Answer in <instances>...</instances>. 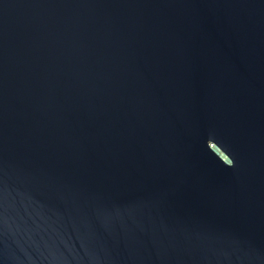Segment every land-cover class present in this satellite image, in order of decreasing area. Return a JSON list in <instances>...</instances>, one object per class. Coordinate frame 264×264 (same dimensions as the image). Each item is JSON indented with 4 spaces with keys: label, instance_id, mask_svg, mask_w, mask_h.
I'll list each match as a JSON object with an SVG mask.
<instances>
[{
    "label": "water",
    "instance_id": "1",
    "mask_svg": "<svg viewBox=\"0 0 264 264\" xmlns=\"http://www.w3.org/2000/svg\"><path fill=\"white\" fill-rule=\"evenodd\" d=\"M0 264H264V0H0Z\"/></svg>",
    "mask_w": 264,
    "mask_h": 264
}]
</instances>
